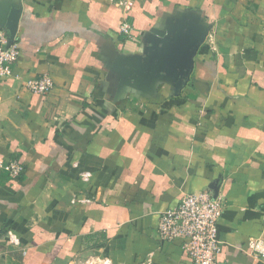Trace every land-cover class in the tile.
<instances>
[{"label": "crops", "instance_id": "0c3cea01", "mask_svg": "<svg viewBox=\"0 0 264 264\" xmlns=\"http://www.w3.org/2000/svg\"><path fill=\"white\" fill-rule=\"evenodd\" d=\"M11 13L0 264H187L159 214L203 191L223 202L217 263L264 264L250 250L264 240V0H0V22ZM188 28L203 40L179 87L158 55ZM46 74L49 92L24 89Z\"/></svg>", "mask_w": 264, "mask_h": 264}, {"label": "built area", "instance_id": "2783aa9c", "mask_svg": "<svg viewBox=\"0 0 264 264\" xmlns=\"http://www.w3.org/2000/svg\"><path fill=\"white\" fill-rule=\"evenodd\" d=\"M132 26L127 20L119 26L120 34L129 37ZM20 56L18 44H7L6 31L0 28V82L8 78H17L14 67ZM53 87L49 75H42L24 83V89L33 94H46ZM4 169L15 177L22 171L17 161L7 162ZM84 180L89 173H83ZM223 212V202L208 191L197 194H184L177 206L166 209L159 214L157 234L159 239L183 241V251L187 264H218L217 256L221 251L218 237V221ZM251 254L264 259V240L253 239L250 243Z\"/></svg>", "mask_w": 264, "mask_h": 264}, {"label": "water", "instance_id": "95a60500", "mask_svg": "<svg viewBox=\"0 0 264 264\" xmlns=\"http://www.w3.org/2000/svg\"><path fill=\"white\" fill-rule=\"evenodd\" d=\"M0 28L6 31L7 44L10 45L15 39L17 28L15 13L9 15L5 25L0 22ZM202 40L203 34L195 28H188L182 34L173 35L161 46L160 55L158 56H161L163 60L159 61L157 69L161 71V69L166 68L174 71L177 68L179 87H181L184 79L190 74L193 66V57ZM213 197H216V193H214Z\"/></svg>", "mask_w": 264, "mask_h": 264}, {"label": "rangeland", "instance_id": "374dc122", "mask_svg": "<svg viewBox=\"0 0 264 264\" xmlns=\"http://www.w3.org/2000/svg\"><path fill=\"white\" fill-rule=\"evenodd\" d=\"M74 264H97L93 263L92 261H89V259H75Z\"/></svg>", "mask_w": 264, "mask_h": 264}]
</instances>
